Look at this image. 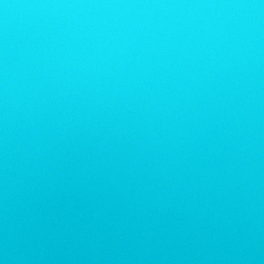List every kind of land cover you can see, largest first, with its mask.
I'll return each instance as SVG.
<instances>
[{
    "label": "water",
    "instance_id": "95a60500",
    "mask_svg": "<svg viewBox=\"0 0 264 264\" xmlns=\"http://www.w3.org/2000/svg\"><path fill=\"white\" fill-rule=\"evenodd\" d=\"M0 264H264V0H0Z\"/></svg>",
    "mask_w": 264,
    "mask_h": 264
}]
</instances>
